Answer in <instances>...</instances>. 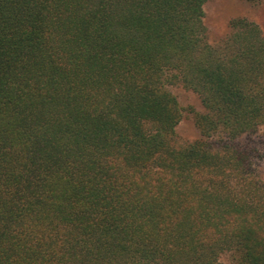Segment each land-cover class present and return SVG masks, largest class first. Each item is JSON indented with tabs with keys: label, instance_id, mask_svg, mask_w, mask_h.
<instances>
[{
	"label": "trees",
	"instance_id": "trees-1",
	"mask_svg": "<svg viewBox=\"0 0 264 264\" xmlns=\"http://www.w3.org/2000/svg\"><path fill=\"white\" fill-rule=\"evenodd\" d=\"M205 2L0 0V264H264V33Z\"/></svg>",
	"mask_w": 264,
	"mask_h": 264
},
{
	"label": "rangeland",
	"instance_id": "rangeland-1",
	"mask_svg": "<svg viewBox=\"0 0 264 264\" xmlns=\"http://www.w3.org/2000/svg\"><path fill=\"white\" fill-rule=\"evenodd\" d=\"M204 24L207 28V40L217 44L231 31V21L246 19L259 26L264 33V0H206L203 6ZM176 96L181 119L176 126L177 143H186L200 137L194 118L196 113L203 111L196 93L180 84L168 85ZM239 142L253 149L251 163L259 178L264 182V126L257 131L245 134ZM223 264H232L229 254L220 256Z\"/></svg>",
	"mask_w": 264,
	"mask_h": 264
}]
</instances>
